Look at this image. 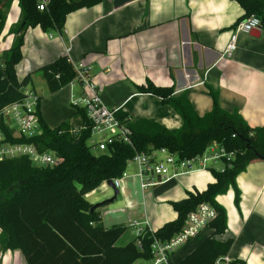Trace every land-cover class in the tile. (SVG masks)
Listing matches in <instances>:
<instances>
[{"label":"crops","instance_id":"1","mask_svg":"<svg viewBox=\"0 0 264 264\" xmlns=\"http://www.w3.org/2000/svg\"><path fill=\"white\" fill-rule=\"evenodd\" d=\"M3 10L6 20L0 49L5 51L14 43L15 30L21 23L19 1L14 0ZM246 18L244 9L233 0H132L122 5L117 0H103L69 14L62 32L27 29L16 71L20 80L31 75L28 89L37 93L39 84L48 87L42 68L67 56L72 63L86 66L102 100L118 109L119 118L153 121L172 132L183 125L180 114L161 97L140 93L137 88L148 82L173 87V97L185 94L203 117L213 108L208 90L211 87L218 93L223 110L238 112L256 129L264 127V30L258 36L256 31L239 33L232 56H223L231 35ZM76 87L82 86L74 83L65 87L69 89V104L72 95H81L82 90L76 92ZM221 161L205 165L194 162L189 173L143 191V212L134 202V195L128 201L136 209L125 205L121 213L115 211V204L105 201L106 206L100 209L102 225L129 226L118 242L124 244L120 245L134 240L135 221L148 222L150 229L157 232L177 219L173 202L186 199L189 193L204 192L216 182L210 169H224L223 161L218 164ZM236 181L241 192L239 206L232 188L215 199L227 212V230L219 239L235 240L229 254L218 264H237L234 262L238 260L264 264V160L250 162ZM103 185L97 190H104ZM116 213L120 215L105 224L107 215ZM208 233L204 231L176 251L172 262L185 258L198 239ZM1 254L2 264H27L19 250H1ZM147 261L151 264V260Z\"/></svg>","mask_w":264,"mask_h":264},{"label":"trees","instance_id":"2","mask_svg":"<svg viewBox=\"0 0 264 264\" xmlns=\"http://www.w3.org/2000/svg\"><path fill=\"white\" fill-rule=\"evenodd\" d=\"M13 1L0 0V35L6 20L3 8ZM18 1L21 23L15 30L14 43L4 51L0 66V110L22 101L24 90L32 83L31 75L20 80L16 71L22 60L26 30L40 27L45 32H62L69 14L103 2L49 0L45 11H38V0ZM129 1L132 0H117V4ZM233 1L240 4L247 18L250 15L260 18L264 30V0ZM41 71L52 94L61 91L76 77L67 56L44 66ZM137 89L140 93L161 97L183 120L176 132L145 119L130 122L137 151L151 153L165 148L179 160H189L217 145L234 154L229 163L224 161L223 170L210 169L216 182L209 184L207 190L189 193L186 199L173 202L177 219L155 233L161 241L170 240L182 230L192 211L201 203H208L217 212L209 225V233L198 239L194 250L185 258L172 264H218L229 254L235 240L219 239L227 230V212L215 199L232 188L239 206L241 192L236 179L250 162L264 160V127L252 129L238 112L223 110L218 93L211 87L208 90L213 108L203 117L196 113L185 94L173 97V87H158L148 82ZM38 115L40 135L9 137V140L34 143L41 150H52L60 160L54 167H36L27 158L0 162V249L21 251L27 264H136L143 259L151 260L153 237L150 232L140 237V248L134 240L118 245L127 228L122 224L105 228L100 209L106 202L97 205L86 199L105 182L122 177L134 156L133 149L114 142L105 153L93 154L88 145L92 123L84 108L75 107L72 117L54 129L43 120L40 107ZM234 263L246 264L242 260Z\"/></svg>","mask_w":264,"mask_h":264},{"label":"built area","instance_id":"3","mask_svg":"<svg viewBox=\"0 0 264 264\" xmlns=\"http://www.w3.org/2000/svg\"><path fill=\"white\" fill-rule=\"evenodd\" d=\"M49 1L38 0L37 10L45 11ZM258 29H262V22L256 15H250L242 22L235 32L231 35L230 41L226 45L223 56L231 57L236 50L237 36L239 33L250 34ZM67 53L69 50L67 49ZM4 50L0 49V66ZM70 61V59H69ZM71 62V61H70ZM76 77L70 84L78 83L82 86L80 96L72 95L71 105L84 108L87 118L92 123V134H105L98 141H92L89 147L92 152L95 150L105 153L109 145L114 142H120L128 145L134 151L131 162L137 171V177L140 180L143 191L154 188L160 183L187 174L193 168L194 162H201L205 165L207 162L225 161L229 163L233 153H228L225 148L217 145L210 146L207 151L198 157L189 160H179L178 156L170 153L165 148H160L151 153L139 152L135 149L133 142V131L130 128V120L119 118L118 109L109 107L104 103L102 97L90 80L88 69L84 64L72 63ZM73 88V87H71ZM25 98L22 101L12 103L0 110V162L9 159L27 158L32 165L36 167H54L58 164L60 158L52 150H41L34 143L12 142L9 137L29 138L40 135L41 125L38 115L41 98L32 89L24 90ZM223 170V169H222ZM124 178H128L126 171L122 177L113 180L116 188L121 189L120 183ZM107 191L109 186L106 182L103 185ZM126 207L130 210L136 209L131 201H127ZM217 212L208 203H201L195 211H192L186 218L181 232L168 241H161L155 236V231L150 229L148 222L140 224L134 222L135 245L140 248L141 240L145 232H150L153 237L151 244V264H172L171 256L188 244L191 240L208 230L211 222L216 218ZM2 254L0 253V260ZM228 262V259H226Z\"/></svg>","mask_w":264,"mask_h":264},{"label":"rangeland","instance_id":"4","mask_svg":"<svg viewBox=\"0 0 264 264\" xmlns=\"http://www.w3.org/2000/svg\"><path fill=\"white\" fill-rule=\"evenodd\" d=\"M20 25V24H19ZM82 87H76V92L79 90L81 91ZM36 91L38 95L41 97L40 102V112L42 115L43 120L48 124L51 128H56L57 126L61 125L64 122H67L71 115L75 112V106L69 104L66 100L67 94L69 92L68 88H64V91H60L58 93L52 94L48 87H45L44 84H39L38 87H36ZM75 92V89H73ZM102 136H105V134L99 135L94 134L88 141V145L92 143V141H98ZM93 154L98 155L101 154L99 151L95 150ZM218 164L222 165L223 162H219ZM197 166V164H195ZM126 173L128 174V178H124L122 182L120 183V195L116 201H114L111 204H115L116 212H122V208L125 209V205L127 204V201L129 200V197H135V203L138 207L141 208V211L143 212L144 209V203H143V190L141 188L140 180L136 176L137 171L135 169V166L129 162ZM181 178H177L179 180ZM134 184V187H133ZM113 196V191L111 189H108L107 191L97 190L95 191L91 196L86 197L90 202L93 204H101L105 201H108ZM97 200L100 202H97ZM125 202V203H124ZM119 208V209H118ZM137 211V210H136ZM120 213L107 215L105 219V224H110L108 222L110 218L115 219L117 216L120 215ZM111 226V225H110ZM129 228V226H127ZM127 228V229H128ZM124 244V241L121 243H118V245ZM123 246V245H120ZM1 253V249H0ZM3 255L1 256L0 264H2ZM15 261V259H14ZM14 263V262H13ZM140 264H148L147 260H140Z\"/></svg>","mask_w":264,"mask_h":264},{"label":"water","instance_id":"5","mask_svg":"<svg viewBox=\"0 0 264 264\" xmlns=\"http://www.w3.org/2000/svg\"><path fill=\"white\" fill-rule=\"evenodd\" d=\"M257 35H260L261 33V29L256 30ZM106 184L109 186V188L113 191V197L111 199H109L107 202L108 203H113L114 201H116L118 199V196L120 195V190L118 188H116L115 184L113 183V181H107ZM99 205V204H98ZM1 228H0V233H1Z\"/></svg>","mask_w":264,"mask_h":264}]
</instances>
